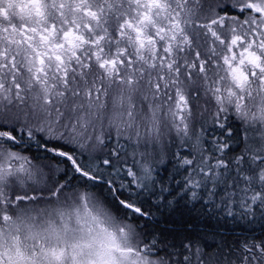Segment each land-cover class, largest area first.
<instances>
[{"label":"snow or ice","instance_id":"6c2138e0","mask_svg":"<svg viewBox=\"0 0 264 264\" xmlns=\"http://www.w3.org/2000/svg\"><path fill=\"white\" fill-rule=\"evenodd\" d=\"M0 264H264V0H0Z\"/></svg>","mask_w":264,"mask_h":264}]
</instances>
